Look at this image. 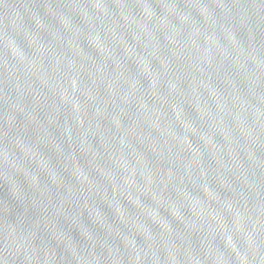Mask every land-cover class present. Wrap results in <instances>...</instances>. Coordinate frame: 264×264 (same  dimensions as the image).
I'll return each mask as SVG.
<instances>
[{
	"label": "water",
	"instance_id": "obj_1",
	"mask_svg": "<svg viewBox=\"0 0 264 264\" xmlns=\"http://www.w3.org/2000/svg\"><path fill=\"white\" fill-rule=\"evenodd\" d=\"M0 264H264V0H0Z\"/></svg>",
	"mask_w": 264,
	"mask_h": 264
}]
</instances>
